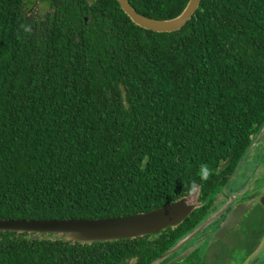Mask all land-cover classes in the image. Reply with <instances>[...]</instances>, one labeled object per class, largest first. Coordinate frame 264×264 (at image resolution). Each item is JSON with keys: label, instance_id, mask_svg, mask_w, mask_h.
Masks as SVG:
<instances>
[{"label": "trees", "instance_id": "1", "mask_svg": "<svg viewBox=\"0 0 264 264\" xmlns=\"http://www.w3.org/2000/svg\"><path fill=\"white\" fill-rule=\"evenodd\" d=\"M41 1L50 12L33 19L30 0H0V220L117 219L193 193L202 205L153 238L0 233V264L152 263L210 217L264 127V0H202L170 34L116 0ZM128 1L169 20L189 0Z\"/></svg>", "mask_w": 264, "mask_h": 264}, {"label": "flooded vegetation", "instance_id": "2", "mask_svg": "<svg viewBox=\"0 0 264 264\" xmlns=\"http://www.w3.org/2000/svg\"><path fill=\"white\" fill-rule=\"evenodd\" d=\"M256 140L258 136L255 142ZM250 155L246 164L240 163L230 181L218 191L212 202L214 212L209 217L217 215L214 221L184 244L177 253L166 258L165 260H170L169 263L149 264H179L171 262L191 248H195L194 252L200 250L202 256L205 255L202 261L188 264H264V135L255 143ZM215 202L217 203L214 204ZM196 204L199 208L202 202L197 199ZM240 204L250 206L242 220L222 238H215L226 218ZM212 254L216 260H222L221 263H208Z\"/></svg>", "mask_w": 264, "mask_h": 264}, {"label": "water", "instance_id": "3", "mask_svg": "<svg viewBox=\"0 0 264 264\" xmlns=\"http://www.w3.org/2000/svg\"><path fill=\"white\" fill-rule=\"evenodd\" d=\"M120 9L128 17L132 24L144 29L159 34H170L181 30L195 15L202 0H189L184 10L175 18L169 20H156L147 18L138 12L130 5L128 0H116ZM264 135V127L258 135V140ZM256 140V142L258 141ZM248 149V155L255 143ZM231 159L221 165L224 169ZM220 169V171H221ZM219 171V172H220ZM215 202L214 204H216ZM197 208V204L188 203L187 199H182L164 208L157 209L145 214H138L135 216L117 218V219H97V220H65L81 222L74 225L77 228L78 235L84 236H98L106 237L110 240H127L136 237L144 236L146 234L154 235L153 233H160L161 231L175 227L182 223L190 214ZM250 206L240 204L230 213L224 223L221 225L215 238H222L225 233L231 228L235 227L241 220L242 216L248 211ZM217 216V215H216ZM216 216L209 218L200 227L186 236L182 241L175 245L171 250L162 255L160 258L152 263H160L174 253H177L180 248L189 242L192 238L207 228L215 219ZM22 221V220H16ZM43 222L59 221V220H40ZM38 222V221H37ZM152 233V234H151ZM195 251L191 248L183 254L177 256L171 263H179L186 257L190 256Z\"/></svg>", "mask_w": 264, "mask_h": 264}, {"label": "rangeland", "instance_id": "4", "mask_svg": "<svg viewBox=\"0 0 264 264\" xmlns=\"http://www.w3.org/2000/svg\"><path fill=\"white\" fill-rule=\"evenodd\" d=\"M32 2V6L28 11V18L29 15L36 19L38 16H44L46 13L50 12V9L47 7V3L41 0H30ZM42 19H44L42 17ZM262 143V142H260ZM255 163V161H253ZM188 203L196 204L197 203V193L191 194L188 198H186ZM81 222H74V221H16V220H0V233H16V234H29L34 237L38 236H50V237H57L60 238L65 243H77L81 245H91L95 243H108L113 242L114 240H110L106 237H98V236H84L78 235L74 225H77ZM243 227H246L244 225ZM166 230V229H165ZM160 233L154 232V235L146 234L144 236L136 237L141 238L145 236H149L151 238L160 235ZM152 234V233H151ZM133 238V239H136ZM130 240V239H127ZM119 241V240H118ZM233 254L234 257L237 255ZM204 255L202 256V251L196 250L190 256L186 257L183 261L179 262V264H188V263H196L195 261L199 260L202 261L204 259ZM264 256V255H263ZM235 260V259H234ZM220 259L212 258L209 260L208 263H221ZM225 263V262H222ZM240 263V262H239Z\"/></svg>", "mask_w": 264, "mask_h": 264}, {"label": "bare ground", "instance_id": "5", "mask_svg": "<svg viewBox=\"0 0 264 264\" xmlns=\"http://www.w3.org/2000/svg\"><path fill=\"white\" fill-rule=\"evenodd\" d=\"M253 148H254V147H253ZM253 148L251 149L250 153L247 155L249 158H251V155H250V154H251ZM249 155H250V156H249ZM247 156H246L245 158H243L242 163L245 161V159L247 158Z\"/></svg>", "mask_w": 264, "mask_h": 264}, {"label": "clouds", "instance_id": "6", "mask_svg": "<svg viewBox=\"0 0 264 264\" xmlns=\"http://www.w3.org/2000/svg\"><path fill=\"white\" fill-rule=\"evenodd\" d=\"M206 178H207V175L205 174V175H204V179H206Z\"/></svg>", "mask_w": 264, "mask_h": 264}]
</instances>
